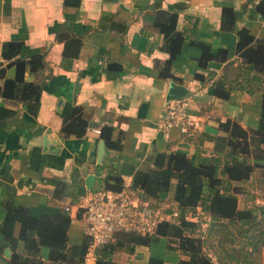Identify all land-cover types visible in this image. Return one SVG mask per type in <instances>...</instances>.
Returning <instances> with one entry per match:
<instances>
[{"label":"crops","instance_id":"crops-1","mask_svg":"<svg viewBox=\"0 0 264 264\" xmlns=\"http://www.w3.org/2000/svg\"><path fill=\"white\" fill-rule=\"evenodd\" d=\"M258 2L81 0L73 7L64 5L63 0H0L4 78L16 75L15 65L6 66L8 61L1 56L6 41L21 42L18 58L43 52L46 62L44 69L30 72L27 67L24 73L27 81L42 85L35 114L21 102L0 97V105L12 110L0 120V227L5 214L2 202L10 200L27 207L36 217L68 215V241L82 244L87 240L83 199L104 189L102 178L108 172L132 177L138 168L152 167L147 160L159 151L182 152L197 164L214 155L218 122L231 119L243 128H256L260 92L233 87L221 98L213 89L226 63L241 60L235 53L237 29L247 28L255 38H264V17L256 10ZM176 3L184 5L176 10ZM223 7L233 9L234 30L221 29ZM159 8L176 10V29L187 36L170 65L172 77L166 79L159 77V68L168 54L161 49L162 33L153 25ZM74 37L80 41L76 46L70 43ZM189 37L213 50L225 49L227 60L212 59L206 67L199 66L195 60L201 49L191 44ZM235 77L232 73L231 78ZM4 78H0V86ZM172 83L187 89L189 111L202 119L200 129L189 134L172 130L167 135L157 130ZM74 106L82 107L88 126L81 137H64L62 120ZM105 126L112 128L109 138L119 141L121 149L106 145L100 132ZM254 161L258 164L250 177L234 185L238 207L261 216L264 160ZM91 174L94 180L88 188L86 178ZM172 192L165 197L172 198ZM225 226L226 237L222 239L208 237L217 230L207 224V237H202L203 248L214 263L264 264V244L258 238L251 240V232L245 233L240 223L233 230L229 223ZM18 231L19 225L16 235ZM173 246L168 247L167 239L159 237L149 245L125 243L111 256L116 264H149L150 257L161 259L163 264H183L188 256ZM22 247L20 241L18 249L22 251ZM10 253L0 232V264H9ZM40 255L43 264L51 262L48 247H42Z\"/></svg>","mask_w":264,"mask_h":264},{"label":"trees","instance_id":"trees-1","mask_svg":"<svg viewBox=\"0 0 264 264\" xmlns=\"http://www.w3.org/2000/svg\"><path fill=\"white\" fill-rule=\"evenodd\" d=\"M80 1L63 0V3L77 7ZM183 5L176 3L174 7L178 10ZM176 10L159 8L155 12L153 22L163 35L161 49L168 54V58L159 68V77L164 79L172 77L170 65L187 37L176 29ZM256 10L264 17V0H259ZM220 26L224 30H234L235 16L231 7L222 8ZM236 35L235 53L241 60L237 63L232 60L226 63L223 73L216 80L213 92L221 98L227 97L233 87L247 93L260 92L262 99L257 127L246 129L231 119L218 122V134L213 137L214 155L197 164L178 151H159L151 155L147 162L152 167L138 168L132 175V186L154 207V203L161 201L172 189V201L177 215L171 220H161L150 235L116 234L113 241L98 249L94 264H116L111 255L125 243L149 245L159 237L167 239L168 247H174L173 244H176L180 253L188 256L182 261L183 264H217L203 248L202 236L197 234L198 225L188 218V215H194L196 208L210 216L211 225L217 232L227 223H240L245 226V233L251 232V240L258 238L264 244V214L260 217L253 215L250 210L240 209L237 188L232 187V183L245 181L250 177L253 168L258 164L252 162V159L264 160V38H255L247 28L237 29ZM189 41L201 49L200 57L195 60L199 66L206 67L212 59L226 61L228 58L225 49L213 50L209 45L196 42L190 37ZM79 42L76 37L70 40L73 46ZM20 47L21 42L17 41H6L2 44L1 56L8 61L6 66L15 65L16 75L14 78H4L5 69L0 62V78H4L0 86V97L21 102L27 110H34L35 114L42 85L27 81L24 73L27 67L30 72L44 69L45 54L37 52L27 59H20ZM232 73L236 74L235 78H231ZM195 77L202 79L200 74ZM11 114V109L0 105V120ZM87 126L88 121L82 116V107L74 106L72 112L63 117L61 134L64 137H81L85 134ZM111 130L109 126L103 127L101 136L107 146L119 150L120 142L111 141L109 138ZM102 180L105 190L121 188L122 178L117 173L108 172ZM2 207L5 214L0 232L11 251L9 264H43L40 255L42 247H48L50 250L49 264H82L88 241L85 240L82 244H71L68 241V215L59 213L36 217L30 214L27 207L10 200H4ZM17 225L19 231L16 235ZM20 241L23 243L22 251L18 249ZM149 264L163 262L161 259L150 257Z\"/></svg>","mask_w":264,"mask_h":264},{"label":"built area","instance_id":"built-area-1","mask_svg":"<svg viewBox=\"0 0 264 264\" xmlns=\"http://www.w3.org/2000/svg\"><path fill=\"white\" fill-rule=\"evenodd\" d=\"M189 109L187 97L165 101L156 122L157 130L167 135L172 130L189 134L200 129L202 119L191 114ZM81 208L85 222L83 233L88 241L82 264H94L98 249L113 241L116 234L150 235L161 220L177 215L174 209L164 217L159 207L143 200L133 188L131 176L122 178L118 190L101 189L89 194L83 199Z\"/></svg>","mask_w":264,"mask_h":264},{"label":"rangeland","instance_id":"rangeland-1","mask_svg":"<svg viewBox=\"0 0 264 264\" xmlns=\"http://www.w3.org/2000/svg\"><path fill=\"white\" fill-rule=\"evenodd\" d=\"M233 184L234 183H232V187L237 188V186H233ZM154 205H155V207L157 206L163 211L164 217H166L170 213V210L176 209L171 197H164L161 201L154 203ZM262 206H264V205H262ZM188 218H189V220L196 222L195 224L198 225V226H196V227H198L197 234H200L202 237L203 236L207 237V233H208L207 228L209 226H212L211 225L212 221L210 220V216L207 213H204L203 211H201L199 208H196L194 215L193 216L188 215ZM171 219L172 218H170V220ZM206 224L208 225V227H206ZM224 227H225V229L228 228V226H224ZM229 228L231 230H233L234 225H232V226L230 225ZM218 231L219 232H216V233H209L208 237L210 236V238L213 237L214 239H216V238L222 239L223 237H226V236H224V231H223L222 227H220V229ZM154 242H156V241H154Z\"/></svg>","mask_w":264,"mask_h":264},{"label":"water","instance_id":"water-1","mask_svg":"<svg viewBox=\"0 0 264 264\" xmlns=\"http://www.w3.org/2000/svg\"><path fill=\"white\" fill-rule=\"evenodd\" d=\"M186 94H187V89L184 86L172 83L168 88L167 95H166V101L171 100V99L183 98L186 96ZM102 147H103V144H102ZM102 151H103V148H102ZM93 180H94V176L92 174L88 175V177L86 178V185L88 188L91 187Z\"/></svg>","mask_w":264,"mask_h":264}]
</instances>
